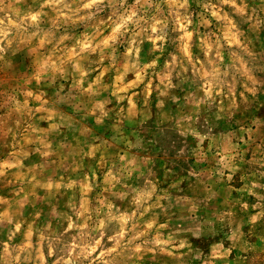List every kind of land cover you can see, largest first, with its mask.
Wrapping results in <instances>:
<instances>
[{
	"label": "rangeland",
	"instance_id": "rangeland-1",
	"mask_svg": "<svg viewBox=\"0 0 264 264\" xmlns=\"http://www.w3.org/2000/svg\"><path fill=\"white\" fill-rule=\"evenodd\" d=\"M0 264H264V0H0Z\"/></svg>",
	"mask_w": 264,
	"mask_h": 264
}]
</instances>
